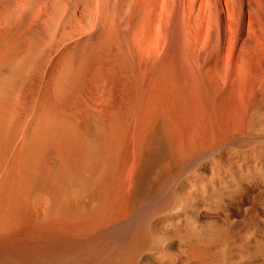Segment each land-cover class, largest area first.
Listing matches in <instances>:
<instances>
[{
    "label": "bare ground",
    "instance_id": "6f19581e",
    "mask_svg": "<svg viewBox=\"0 0 264 264\" xmlns=\"http://www.w3.org/2000/svg\"><path fill=\"white\" fill-rule=\"evenodd\" d=\"M0 104V264H264V0H0Z\"/></svg>",
    "mask_w": 264,
    "mask_h": 264
},
{
    "label": "rangeland",
    "instance_id": "374dc122",
    "mask_svg": "<svg viewBox=\"0 0 264 264\" xmlns=\"http://www.w3.org/2000/svg\"><path fill=\"white\" fill-rule=\"evenodd\" d=\"M6 101H8V99H7ZM6 101H3L1 104H2L3 106H7V105H4V104H3V103H5ZM12 101H13V103H12ZM9 102H10V104H9ZM9 102H6L5 104L8 103V105H11V103H12V106L15 107L14 102H16V101L11 100V101H9ZM16 103H18V102H16ZM1 104H0V105H1ZM3 106H1V108H0V111H1V109H2V111L0 112V116H1V117H4V120H3V118L0 117V118H1V121H0L1 125H0V126L3 127L2 125H4V127H3L4 130H2V128H0V133H1V130H2V133L6 134V137L10 136V137H9V138H10V141H9V138L6 139V137L4 136V134H1V135H3V136L5 137V139H4V137H2V138H3V139H2L3 142H2V141H1V142H2L3 145H2L1 142H0V146L2 145V147H0V152H2V151H1V148H3V147L7 148L8 146H10V143L12 142V139H13V137H11V136L15 135L16 131H19V132H20L21 129H19L18 127H19V126H23V125L25 124V122H26V118H25L24 120H23V118H22V116L26 117V116L22 113V111H17L16 109L14 110L13 107L11 106V107H6V108H8L9 110L7 109L6 113H4L3 111H5V110H4L5 108H3ZM13 110H14L15 112H14ZM16 112H17V113H16ZM23 112L25 113V110H24ZM1 113H2V115H1ZM15 113H16L17 115H16ZM19 113H21L20 116L22 115L20 118H19V115H18ZM26 114H27V113H26ZM16 118L18 119V122H17ZM19 119H20V120H19ZM2 120H3V121H2ZM15 120H16V121H15ZM19 121H20V122L23 121V125H22V123H20ZM15 122H16V124H15ZM87 122H88V121H86V123H87ZM2 123H3V124H2ZM4 123H5V124H4ZM18 123H19V125H18ZM86 123H85V124H86ZM20 124H21V125H20ZM15 125H16V126H15ZM91 125H93V124H91ZM95 125H96V124H95ZM95 125H93V127L90 126V127H92V128L89 127L90 130H91V129H93V130L89 131L88 133H90V132H92V131H93L94 133H96L95 131H96V129H97L98 127H97V125H96V126H95ZM5 126H6V128H5ZM14 126H15V127H14ZM85 126L88 128V126H89V122H88ZM16 127H17V128H16ZM86 127H85V129H86ZM96 127H97V128H96ZM14 128L17 129V130H16V131H13L12 129H14ZM20 128H22V127H20ZM94 128H95V130H94ZM8 129H9V130H8ZM11 130H12L13 132H15V133H13ZM88 130H89V129H88ZM4 131H5V132H4ZM12 133H13V134H12ZM77 133H78V134H77ZM77 133H76V137H77V135L80 134L79 132H77ZM18 134H19V133H16L17 138L15 137L16 140L14 139L15 141L13 142V144L11 143V145H12V146H10L11 148L8 147V150H6V149L4 148V149H5V152H4V149H2L4 153H3V152L0 153V154H1V155H0V158H1V159L4 157V158H3V160H4L6 157H9V155H10V151H11L12 147L14 146V144L16 143L17 139H18V136H19ZM80 135H81V134H80ZM77 138H79V140L77 139L78 141H81V140H80V137H77ZM0 139H1V138H0ZM5 140H6V142L9 141V142L7 143L8 146H4V144L6 145ZM116 148H117V147H115V149H114V151H113V152H115V153H113V154H115V156H116V154L118 155V151H119V150L116 149ZM116 150H117V152H116ZM6 151H7V152L9 151L8 154H6ZM79 152H80V151H79ZM2 154H3V155H2ZM4 154L6 155V157L4 156ZM7 155H8V156H7ZM115 156H114V157H115ZM44 157H46V158H44ZM44 157H43V159H44L43 161H44V162H43L42 160H41L42 162L39 160V161L36 163V165L39 164L40 167H39V166L37 167V166L35 165V167H36L37 169L41 168L40 171H37V169L35 168L36 173L38 172L37 174L34 173V175H36V176H34V180H35L34 183H35V185H33L34 183L31 184L30 187L28 188V189H29V192H27V191H28L27 189H26V191H25V192H26V193H25V198L28 199V200L26 199V200H27V203H28V201H29L28 204H29L30 206H31V205L35 206V207H31V209H32L31 212L34 210V213H35V214H34V217H35L36 219H40V218L42 217V215H45L44 212H46L47 214H50V213H51L50 211L53 210V208H54V207H53V206H54V199H53V198H55V196H53V194L55 195L56 189H55V192H54L53 188H56V183H55L56 181H54L55 179H53L54 177H52V175H54V173H52V170H51L50 165H49V164H46V162H48V160H49V156L46 155V156H44ZM115 158H116V157H115ZM115 158H114V159H115ZM114 159H113V160H114ZM45 160H47V161H45ZM113 160H111V162H109V163H111L110 165L107 164V166H108L109 168H108V170H107V168H106V173H107L106 176H109L110 173H111V171H112V169H113V167H112V166H114V165H113V164H114ZM114 161H115V160H114ZM40 163H42V164H40ZM112 163H113V164H112ZM44 164H46V166H45ZM41 165H42V166H41ZM47 165H49V166H47ZM1 167H2V166L0 165V169H1ZM48 167H49L50 169H49ZM110 167H111V170H110ZM48 171L51 173V175H50V173H49ZM107 171H108V172H107ZM39 172H40V173H39ZM46 173H47V175H46ZM43 175H45V176H43ZM48 175H49V177H48ZM46 176H47V177H46ZM106 176H105V177H106ZM43 177H44V178H43ZM51 177H52V178H51ZM40 179H41V180H40ZM47 179H48V180H47ZM52 180L54 181L53 184H54V183H55V184H54V185L52 184V185H53V188H51V185H50V187H49V189H48V187H46V186H47V184L49 183V181H50V184H51V181H52ZM39 182H40V183L43 182V183L40 184ZM47 182H48V183H47ZM37 183H39V184H37ZM101 183H102V182H101ZM101 183L97 184L96 186H97V187H98V185H99V186H100V185L104 186V185L101 184ZM103 183H104V182H103ZM45 184H46V185H45ZM38 185H40V186H38ZM41 186H42V187H41ZM102 186H101V188L98 187L99 190H96V187L93 189L94 191L96 190L95 193H94V191H93V193H94V194H93V197H94V198L96 197V198L98 199V198H99L98 194H99V193L102 194V193H101V191L103 190V189H102ZM37 187H38V188H37ZM43 187L46 188V189H48V191L45 190ZM32 188H33V189H32ZM98 188H97V189H98ZM103 188H104V187H103ZM43 189H44V190H43ZM37 190H38V191H37ZM49 190H51V191H49ZM31 191H32V192H31ZM46 191H47L48 193H49V192H50V193L53 192V194L51 193V194H52V197H53L52 199H51V195H50V193H49V195H48V193H47ZM98 192H99V193H98ZM36 193H37V194H36ZM38 194H39V195H38ZM96 194H97V196H95ZM100 194H99V195H100ZM33 195H34V197H35V195H38V196H37V197H38L37 203H36V199H37V197L33 198ZM27 196H28V197H27ZM30 196H31V197H30ZM100 196H101V195H100ZM32 198H33V200H32ZM49 198H50L51 201L49 200ZM29 199H31V200H29ZM52 200H53V202H52ZM30 201H31V202L35 201V202H34V204H30V203H31ZM49 201H50V202H49ZM88 201H89V200H88ZM88 201H87V202H88ZM90 201H91V200H90ZM51 202H52V203H51ZM35 203H36L37 205H36ZM88 204H89V202H88ZM92 205H93V202H92V203L90 202V205L83 204L82 206H78V207H79V208H78L79 211H77L78 215H79V214L82 215V214L87 213L88 211H87V209H85V208H88V206L91 207ZM50 206L53 207V208L51 209ZM48 207H49V208H48ZM83 207H84V208H83ZM39 209H40V210H39ZM46 209H47V210H46ZM50 209H51V210H50ZM82 209H84L86 212L83 211L84 213H83V212L80 213V210L82 211ZM48 210H50L49 213H48ZM36 215H38V217H37ZM39 216H41V217L39 218Z\"/></svg>",
    "mask_w": 264,
    "mask_h": 264
}]
</instances>
